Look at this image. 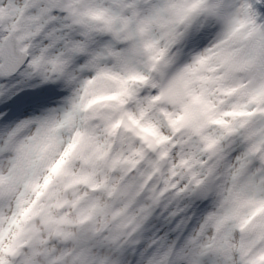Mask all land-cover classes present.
I'll use <instances>...</instances> for the list:
<instances>
[{
    "label": "snow or ice",
    "instance_id": "1",
    "mask_svg": "<svg viewBox=\"0 0 264 264\" xmlns=\"http://www.w3.org/2000/svg\"><path fill=\"white\" fill-rule=\"evenodd\" d=\"M163 2L0 0V152L53 120L45 180L59 169L84 240L116 264H264V0H193L211 7L183 60L208 59L219 18L242 43L179 107L144 58Z\"/></svg>",
    "mask_w": 264,
    "mask_h": 264
},
{
    "label": "rangeland",
    "instance_id": "2",
    "mask_svg": "<svg viewBox=\"0 0 264 264\" xmlns=\"http://www.w3.org/2000/svg\"><path fill=\"white\" fill-rule=\"evenodd\" d=\"M176 36L171 35L170 46ZM46 122L50 130L44 140L43 122L23 125L0 152V264H116L105 248L77 243L84 229L82 210L67 192L57 190L65 182L59 169L54 181L45 180L58 150L53 120Z\"/></svg>",
    "mask_w": 264,
    "mask_h": 264
},
{
    "label": "bare ground",
    "instance_id": "3",
    "mask_svg": "<svg viewBox=\"0 0 264 264\" xmlns=\"http://www.w3.org/2000/svg\"><path fill=\"white\" fill-rule=\"evenodd\" d=\"M188 14L187 2L183 0H164L162 5L156 11L152 17V22L149 18L150 25L152 26L151 37L155 35L156 42L153 44L152 53L153 56L150 57L145 53V60L148 63L151 72V83L155 87L156 84H160L159 79V66L157 65L158 54H160L161 49L159 46H164L169 42L172 34L177 33L178 38L181 39V44L178 48L167 45V50L170 54H179L181 48L184 45L185 39L187 37V30L183 24V18ZM154 25V29H153ZM154 30V31H153ZM230 24L224 29H221L219 33V40L213 46L212 52L208 53V60L210 62L209 69L198 68V79L196 84L200 88V91H207V89L212 88L215 84L216 73L218 68L216 62L223 61L226 56L232 55V49L240 45V37L236 35H230ZM229 33V34H228ZM205 78L206 84L200 82ZM48 122H43L41 125V135L44 140L46 133L50 130V126L47 125ZM20 148V147H19ZM3 184L0 179V185ZM130 241V240H129ZM21 251L18 250L15 253L14 260L19 258Z\"/></svg>",
    "mask_w": 264,
    "mask_h": 264
},
{
    "label": "water",
    "instance_id": "4",
    "mask_svg": "<svg viewBox=\"0 0 264 264\" xmlns=\"http://www.w3.org/2000/svg\"><path fill=\"white\" fill-rule=\"evenodd\" d=\"M77 243H79V244H86V243H88V242H86V241L84 240V238H83V236H82V231L80 232V234H79V236H78V238H77Z\"/></svg>",
    "mask_w": 264,
    "mask_h": 264
}]
</instances>
